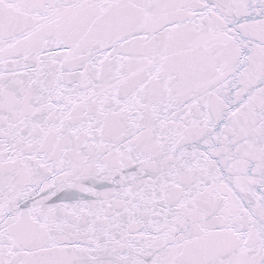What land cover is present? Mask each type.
<instances>
[{"label": "snow or ice", "instance_id": "1", "mask_svg": "<svg viewBox=\"0 0 264 264\" xmlns=\"http://www.w3.org/2000/svg\"><path fill=\"white\" fill-rule=\"evenodd\" d=\"M0 264H264V0H0Z\"/></svg>", "mask_w": 264, "mask_h": 264}]
</instances>
